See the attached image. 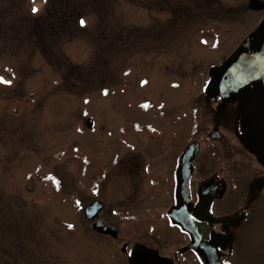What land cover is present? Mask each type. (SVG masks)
<instances>
[{
    "label": "rangeland",
    "instance_id": "1",
    "mask_svg": "<svg viewBox=\"0 0 264 264\" xmlns=\"http://www.w3.org/2000/svg\"><path fill=\"white\" fill-rule=\"evenodd\" d=\"M248 3L0 0V264H125L131 240L169 251L166 169L199 112L206 130L218 117L200 94L262 20ZM94 199L119 238L92 229Z\"/></svg>",
    "mask_w": 264,
    "mask_h": 264
},
{
    "label": "flooded vegetation",
    "instance_id": "2",
    "mask_svg": "<svg viewBox=\"0 0 264 264\" xmlns=\"http://www.w3.org/2000/svg\"><path fill=\"white\" fill-rule=\"evenodd\" d=\"M248 5L249 13L263 14L260 23L243 41L249 44L250 51H254L260 44L255 32L264 26V0H249ZM250 16L254 22L252 14ZM210 79L211 75L206 89L200 94V101L204 99L205 114L218 117L213 118L215 122L211 121L212 129L206 130L201 120L199 123V112L193 134L191 123L184 130V143L175 155L172 174L167 169L165 173L171 175L173 184L171 200L167 202L168 224L175 232L170 235V241L168 237L169 251H165L158 243L152 245L144 241H124L121 251L125 264H133L132 256L137 244H143L153 251L138 255L136 264H264V91L257 93L256 87L249 84L230 96L212 97L207 91ZM200 110L202 112L203 108ZM227 127L234 132L238 143L221 141L222 130ZM204 130L206 132L201 135ZM166 137L157 139L164 152L160 157L162 161L166 159L163 157L166 151L177 146H173V141ZM195 143L199 151L192 161L193 171L188 183L189 208L187 212H179L190 227L185 228L174 221L169 211L181 206L177 196L180 159L187 148ZM206 144L210 146L206 147ZM200 157L202 173L198 165ZM157 162L160 163V160ZM145 165L149 166V163ZM159 182L151 180L153 185ZM157 187L155 190L158 192ZM209 190L211 197L208 200L206 193ZM204 196L207 197L205 201ZM94 201L100 200L94 199L88 205ZM99 214L94 220L87 219L92 229L106 237L119 238L120 234L114 237L93 227L98 219L110 222L99 217ZM160 236L167 235H158L157 240H160Z\"/></svg>",
    "mask_w": 264,
    "mask_h": 264
},
{
    "label": "water",
    "instance_id": "3",
    "mask_svg": "<svg viewBox=\"0 0 264 264\" xmlns=\"http://www.w3.org/2000/svg\"><path fill=\"white\" fill-rule=\"evenodd\" d=\"M255 34L260 38V44L257 49L250 51L249 44L244 42L239 49L223 63L217 66L211 74L207 91L209 96H230L242 87L252 84L256 87L257 93L264 91V26L260 27ZM87 127L93 126V119H86ZM199 151L198 144H192L183 153L180 159V168L178 171V188L177 196L181 204L179 209H171L169 215L175 222L182 224L185 228H190L188 222L179 212L186 211L189 208V178L192 174V161ZM208 200L211 197L210 190L206 193ZM202 205V204H201ZM203 206V205H202ZM201 206V207H202ZM200 207V206H199ZM204 207V206H203ZM103 208V203L94 201L84 209V215L88 220H94L100 210ZM93 227L101 232L111 234L114 237L119 236V227L114 223H106L103 219H98L94 222ZM153 249L137 244L132 256L133 264H136L138 255L150 253Z\"/></svg>",
    "mask_w": 264,
    "mask_h": 264
},
{
    "label": "snow or ice",
    "instance_id": "4",
    "mask_svg": "<svg viewBox=\"0 0 264 264\" xmlns=\"http://www.w3.org/2000/svg\"><path fill=\"white\" fill-rule=\"evenodd\" d=\"M45 2H47V0H45ZM32 11H33V13L35 14V13H37L39 10L37 9V8H33L32 9ZM80 24H81V26H84L85 25V21L84 20H81L80 21ZM0 84H4V85H8V86H10L11 85V81H9V80H5L3 77H0ZM105 94H107V92H105ZM145 107H147L146 105H145ZM50 179H51V177H50ZM58 183V182H57ZM71 227V226H70Z\"/></svg>",
    "mask_w": 264,
    "mask_h": 264
},
{
    "label": "trees",
    "instance_id": "5",
    "mask_svg": "<svg viewBox=\"0 0 264 264\" xmlns=\"http://www.w3.org/2000/svg\"><path fill=\"white\" fill-rule=\"evenodd\" d=\"M52 13H55V11H53ZM42 23V22H41ZM41 23H39V26L41 25ZM50 26H51V23L50 24H48V27L50 28ZM126 219H129V217H127Z\"/></svg>",
    "mask_w": 264,
    "mask_h": 264
}]
</instances>
